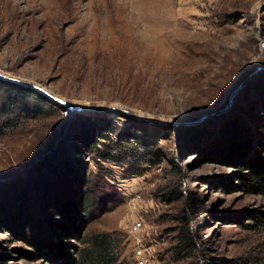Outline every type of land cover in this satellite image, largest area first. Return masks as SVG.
<instances>
[{
  "label": "rangeland",
  "instance_id": "1",
  "mask_svg": "<svg viewBox=\"0 0 264 264\" xmlns=\"http://www.w3.org/2000/svg\"><path fill=\"white\" fill-rule=\"evenodd\" d=\"M262 39L264 0H0L1 73L73 102L176 122L71 111L0 78L49 105L35 117L18 110L0 134V264H54L35 252L36 238L79 257L101 233L113 264H135L140 232L130 227L141 215L154 264H264V222L253 216L264 194L232 188L237 152L219 139L235 116L254 133L253 84L264 69L228 103L264 66ZM63 202L75 219L57 214ZM184 225L195 244L182 250Z\"/></svg>",
  "mask_w": 264,
  "mask_h": 264
},
{
  "label": "trees",
  "instance_id": "2",
  "mask_svg": "<svg viewBox=\"0 0 264 264\" xmlns=\"http://www.w3.org/2000/svg\"><path fill=\"white\" fill-rule=\"evenodd\" d=\"M253 86L254 91L260 97V109L262 113L257 120L254 133L250 136L244 125V119L240 116H235L228 123H222L219 129V139L226 147L228 146V155H231L235 151L237 152L236 156L231 158L235 166L238 167V171L236 172L238 182H235L233 179L229 180L232 188H242L247 192L264 194V73L257 75ZM13 92L7 89L6 86L0 87V134L3 132L2 130L5 126L14 124L17 115L19 116V111L22 113L27 112L26 114L30 117H35L45 111V108L49 107L46 102L36 97V94L33 92ZM15 111L16 117H14ZM91 136V132L90 135L88 132L86 137L90 138ZM81 194L84 203L87 205L94 202V196L92 197L87 188L82 189ZM56 205L58 206L57 203ZM76 211V207L71 206L70 203L63 202L59 206L57 214L68 219H75L74 214ZM253 216L258 222H264V211L261 213L255 212ZM88 217V219L91 218L90 215ZM60 225L63 226L61 223ZM179 238V246H181L182 250L190 249L195 244L194 237L190 234L187 225L181 227ZM34 244L38 248V251L35 252H39V250L44 251L48 257L53 259L52 262L54 264H59V259L63 264H113L117 257V255L112 253L110 233L97 234L93 239V246L85 248L79 257L63 252L62 242L57 239L55 240L54 237L50 239L36 238ZM215 260L218 262H216L217 264H231V260L223 257Z\"/></svg>",
  "mask_w": 264,
  "mask_h": 264
},
{
  "label": "water",
  "instance_id": "3",
  "mask_svg": "<svg viewBox=\"0 0 264 264\" xmlns=\"http://www.w3.org/2000/svg\"><path fill=\"white\" fill-rule=\"evenodd\" d=\"M259 69H264V66H259L257 67L253 72H251L246 79H244L242 82H240V84L235 87L230 95V101H229V105L232 103L233 97L235 96V94L238 92V90L240 88H242V86L244 85V83L251 77L253 76L254 73H256ZM0 78L4 79V80H8L14 83H17L19 85L25 86V87H29L33 90H35L36 92L42 94L43 96H45L46 98H48L49 100L62 105L64 108L69 109L71 111L74 110H101V111H105V110H111L114 111L116 113L125 115L127 117H131L134 118L136 120H140V121H145V122H152V123H159L162 125H172L174 123H176L175 121L172 120H167V119H161V118H153V117H148L145 115H141L137 112L131 111L127 108H121V107H117V106H113V105H106V106H92V105H85L82 103H77V102H73L70 100H67L65 97H62L54 92H51L47 89H45L44 87L29 82V81H25L19 78H15V77H11V76H7L3 73L0 72ZM228 105V106H229ZM206 115V114H204Z\"/></svg>",
  "mask_w": 264,
  "mask_h": 264
},
{
  "label": "built area",
  "instance_id": "4",
  "mask_svg": "<svg viewBox=\"0 0 264 264\" xmlns=\"http://www.w3.org/2000/svg\"><path fill=\"white\" fill-rule=\"evenodd\" d=\"M259 48L261 52H264V39L260 41ZM145 227H146L145 219L142 215L138 216V218L134 220V222L130 227V231L132 233L135 234L140 232V235L138 236V239L136 240L134 246L135 264H154V259L152 258L148 244L145 242V238L144 239L140 238V236L143 235V231Z\"/></svg>",
  "mask_w": 264,
  "mask_h": 264
}]
</instances>
